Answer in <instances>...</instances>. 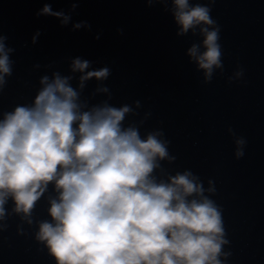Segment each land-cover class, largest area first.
Listing matches in <instances>:
<instances>
[{
	"label": "water",
	"instance_id": "obj_1",
	"mask_svg": "<svg viewBox=\"0 0 264 264\" xmlns=\"http://www.w3.org/2000/svg\"><path fill=\"white\" fill-rule=\"evenodd\" d=\"M191 2L207 5L219 29L222 70L208 83L187 55L202 37L178 34L171 0H0V36L12 49L0 119L31 105L44 76L74 75L76 87L79 74L70 72L76 57L94 69L108 67L103 82H86L80 100L88 107L130 106L124 125L139 127L141 136L158 132L174 157L159 161L157 181L190 171L206 190L215 189L204 195L222 214L225 264H264V0ZM46 4L70 14V22L43 14ZM81 21L86 25L74 29ZM102 86L108 92L97 91ZM240 137L246 143L237 158ZM57 195L50 183L28 218L14 213L11 201L5 205L0 264H55L36 233Z\"/></svg>",
	"mask_w": 264,
	"mask_h": 264
},
{
	"label": "clouds",
	"instance_id": "obj_2",
	"mask_svg": "<svg viewBox=\"0 0 264 264\" xmlns=\"http://www.w3.org/2000/svg\"><path fill=\"white\" fill-rule=\"evenodd\" d=\"M171 11L179 35L198 32L202 37L187 55L208 83L217 69L222 70L219 29L212 27L210 8L171 0ZM42 13L61 18L64 25L71 20L51 4ZM85 25L81 21L73 28ZM5 39L0 36V88L11 74L12 49L6 48ZM109 71L76 57L70 66L72 74H79L76 87L74 75L54 72L51 78H41L42 87L31 105L4 113L0 219L9 201L14 213L28 218L51 183L58 195L50 200L49 219L39 223L36 239L45 244L55 264H225L220 257L230 253L223 251L229 241L222 214L204 195L215 189L206 190L190 171L157 181L153 172L159 161L174 159L160 134L141 136L139 127L125 126L132 111L128 105L105 102L88 107L80 100L86 82H103ZM240 75L242 71L236 73ZM235 143L239 158L246 141L240 137Z\"/></svg>",
	"mask_w": 264,
	"mask_h": 264
}]
</instances>
